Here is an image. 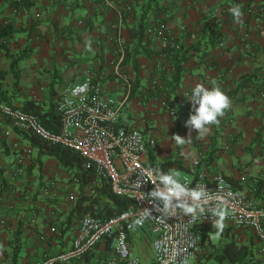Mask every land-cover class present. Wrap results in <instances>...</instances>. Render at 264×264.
<instances>
[{"label":"crops","instance_id":"1","mask_svg":"<svg viewBox=\"0 0 264 264\" xmlns=\"http://www.w3.org/2000/svg\"><path fill=\"white\" fill-rule=\"evenodd\" d=\"M109 1L117 9L106 0H0V24L8 32L0 39V101L47 111L55 108L66 84L80 81L88 69L103 72L104 96L123 104L119 123L136 126L157 141L156 148L143 154L146 165L166 173L177 167L191 178L201 170L207 182L222 174L263 206L264 0ZM236 5L243 12L240 22L229 11ZM142 14L150 23L165 21L182 43L179 78L174 79V63L162 73L172 88L168 100L174 113L161 106L151 88L157 63L163 61L154 42L135 47ZM197 84H214L232 101L203 137L185 124L193 110L186 92ZM175 134L189 137V142L177 145ZM27 147L31 152L24 154ZM75 182L72 171L0 115V264H37L70 247L83 216L73 213ZM99 186L104 185L95 178L86 191L94 195ZM211 232L217 234L214 224L202 227L195 264H228L217 253L229 240L250 245L254 264H264V242L252 230L224 223L215 238ZM153 238L149 223L129 231L132 253L143 257L140 264L153 263ZM109 256L108 243L101 241L72 264H106Z\"/></svg>","mask_w":264,"mask_h":264},{"label":"built area","instance_id":"2","mask_svg":"<svg viewBox=\"0 0 264 264\" xmlns=\"http://www.w3.org/2000/svg\"><path fill=\"white\" fill-rule=\"evenodd\" d=\"M106 4L116 8L109 0H106ZM124 7L130 9L128 3ZM260 17V14L257 15L254 22H259ZM181 29L185 30V26ZM145 34L154 42L158 60H163L157 63L151 77V88L161 106L174 113L175 109L168 100L172 88L163 81L162 73L167 72L176 53L181 51L182 43L163 20L149 23ZM116 40L120 47L118 36ZM103 75V72L88 69L80 81L66 84L61 89L57 101V131L47 129L37 115L0 101V115L8 119L14 128L33 133L51 145L65 146L77 152L88 165L92 164L96 180L106 186L111 194L131 200L127 208L106 219L83 215L70 247L37 264H72L101 241L107 242L110 248L106 264H140L129 246L128 233L146 223L150 224L154 234L152 264H195L201 248L202 227L214 224L216 218L211 213L201 215L196 220L181 210L168 213L164 211L167 205L162 208L152 198V192L165 195V191L158 182L155 169L143 162V154L150 148H156L157 141L153 135L136 126L119 123L123 104L104 96ZM186 94L189 95L188 92ZM14 147H20V143L15 142ZM30 152L31 148L27 147L24 154ZM23 155L17 159L21 163L19 172H23L24 168ZM190 169L195 172L194 166ZM168 173L176 174L189 190L199 188L206 192L205 204L215 206L220 203L226 212L224 223L250 229L264 242V205H258L247 193L233 187L222 174L215 175L212 182H207L201 170L195 178L182 173L177 167H172ZM47 190L46 186L44 191ZM94 190V186H91L89 193L92 194ZM173 192L174 189H167V193ZM145 212L149 213L146 217ZM141 218L143 223L137 224L136 221ZM50 230L54 231L55 228L51 227Z\"/></svg>","mask_w":264,"mask_h":264},{"label":"trees","instance_id":"3","mask_svg":"<svg viewBox=\"0 0 264 264\" xmlns=\"http://www.w3.org/2000/svg\"><path fill=\"white\" fill-rule=\"evenodd\" d=\"M150 1L152 2V0ZM148 23H150L149 19L146 15L142 14L140 17L139 27L137 29L138 35L136 36L135 47H146V45H148L150 40L145 34V29ZM6 28V25L0 24V39L5 38L8 35ZM131 54L133 55V52H131ZM181 54L182 48L181 51L176 53V56L171 61V63L175 64V80L179 78L180 72L178 68V61L180 60L179 57ZM125 61L126 59H124V62ZM2 76L3 72H0V79ZM242 80H244V78ZM17 108L37 115L41 123L47 129L51 131H57L59 129V113L57 111V103L55 108H50L47 111L41 110L34 104L23 105ZM26 135L30 138L35 147L45 149L46 153L55 157L62 167L73 172V177L76 180L75 183L77 184L78 190L73 206V213L76 216L91 214L106 219L119 213L131 204V200L129 198L109 193L105 188L106 186H99L97 193L94 195L88 194L86 186L89 182L96 178L92 164L88 165L83 157L68 147L51 145L40 140L35 134L30 132H26ZM218 250L217 259L225 260L228 264H254V255L250 245H239L233 240H229L223 242L218 247ZM13 258V260H15L16 256H13Z\"/></svg>","mask_w":264,"mask_h":264},{"label":"clouds","instance_id":"4","mask_svg":"<svg viewBox=\"0 0 264 264\" xmlns=\"http://www.w3.org/2000/svg\"><path fill=\"white\" fill-rule=\"evenodd\" d=\"M233 18L240 22L243 16L242 9L239 5L229 9ZM188 99L191 101L193 110L190 112L189 118L185 121L186 126L190 130H198L197 135L203 137L207 135L211 127L220 122V118L225 115L226 110L231 107V98L218 86H206L204 84H197L191 88ZM177 145L183 146L189 142V137L175 134L173 137ZM158 182L165 195H160L159 192H152V198L159 203L164 211L171 213L174 210H181L183 214L190 216L193 220L198 219L201 215L211 213L216 219L214 227L217 229V234L223 232L224 218L226 212L221 207L220 203L215 206L205 204L206 192L199 188L189 190L187 186L182 183L176 174H169L162 170H155ZM174 189V192L169 194L167 189ZM149 213L145 212L144 216ZM137 224L143 223V218L136 221Z\"/></svg>","mask_w":264,"mask_h":264},{"label":"rangeland","instance_id":"5","mask_svg":"<svg viewBox=\"0 0 264 264\" xmlns=\"http://www.w3.org/2000/svg\"><path fill=\"white\" fill-rule=\"evenodd\" d=\"M210 236H211V238H215V237L217 236V234H216L215 232H211V233H210ZM131 251H132V250H131ZM139 259H140V261H143V257H142V255L139 256Z\"/></svg>","mask_w":264,"mask_h":264}]
</instances>
